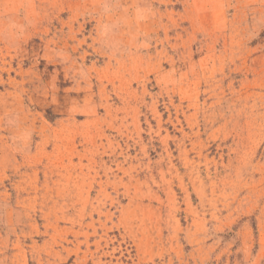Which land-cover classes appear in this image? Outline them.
Returning <instances> with one entry per match:
<instances>
[{"label": "rangeland", "instance_id": "rangeland-1", "mask_svg": "<svg viewBox=\"0 0 264 264\" xmlns=\"http://www.w3.org/2000/svg\"><path fill=\"white\" fill-rule=\"evenodd\" d=\"M0 264H264V0H0Z\"/></svg>", "mask_w": 264, "mask_h": 264}]
</instances>
